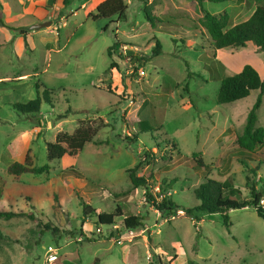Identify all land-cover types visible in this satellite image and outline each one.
<instances>
[{"label": "rangeland", "instance_id": "374dc122", "mask_svg": "<svg viewBox=\"0 0 264 264\" xmlns=\"http://www.w3.org/2000/svg\"><path fill=\"white\" fill-rule=\"evenodd\" d=\"M42 1L0 0V19L13 29L0 24V210L35 217H0L6 238L0 264H264V219L255 210L231 211L230 229L222 215L194 210V191L207 179L231 181L243 200L251 199L252 185L264 191V147L251 155L237 145L260 92L231 104L217 101L222 80L246 65L264 77V52L249 43L214 58L201 26L203 10L227 12L236 25L264 0L202 7L148 0L162 21L153 29L143 12L147 0H124L125 20H93L88 0ZM37 23L50 26L32 30ZM38 83L53 90L54 106L20 114L15 105L34 100ZM258 118L264 128V99ZM88 119L106 127L82 155L48 161L47 144ZM29 152L36 167L49 171L10 175L9 166ZM67 170L82 179L66 177ZM131 170L149 180V204L146 187L121 196L133 187ZM169 198L178 208L163 216L155 205ZM84 203L95 213L85 216ZM118 206L143 218V226L127 229L123 218L99 226L97 215Z\"/></svg>", "mask_w": 264, "mask_h": 264}, {"label": "trees", "instance_id": "16d2710c", "mask_svg": "<svg viewBox=\"0 0 264 264\" xmlns=\"http://www.w3.org/2000/svg\"><path fill=\"white\" fill-rule=\"evenodd\" d=\"M203 6L204 3H228L231 0H192ZM128 5L124 0H105L95 8V14H89L93 20L98 19H119L125 20L128 13ZM144 16L150 27L156 28L162 21L155 14V2L150 3L144 1ZM204 17L201 21L202 28L206 31L209 44L212 47L213 57L216 58L217 52L223 49H238L244 48L249 43L255 44L258 50L264 52V5L256 6L252 16L239 24L232 25L231 17L227 12L220 15H213L203 10ZM0 24L10 30L2 19ZM114 47L109 49L113 50ZM162 52V47L159 40H156V50L154 55H159ZM117 65L113 62L110 68H115ZM37 97L27 104H16L15 109L23 115L38 114L41 111L43 104L54 106L53 90L48 89L42 84H36ZM253 91H259L260 95L248 114L247 124L242 135L237 137L238 148L256 155L259 148L264 147V128L258 127V112L263 104L264 97V77L251 65H246L242 71L234 76L226 77L222 80L221 88L218 94L217 101L221 105L231 104L237 101L246 99ZM106 125L102 120H85L81 122L79 127L72 133H59L54 142L47 144V159L48 161H56L68 156L73 159H78L87 144L92 143L98 136L100 131ZM140 128L144 132H148L147 127L140 123ZM262 163L264 161V152L259 154ZM194 162L199 168L205 170L203 159L200 154L194 155ZM49 171V166L36 167L30 152L26 155L24 162H16L9 166L8 173L15 177H20L23 174L42 175ZM64 175L66 177L74 176L77 179H82V175L76 170H67ZM130 180L132 189L121 196L128 198L141 187H146L147 200L150 203L152 194L148 190L149 180L143 177H138L135 170L130 171ZM249 180V179H248ZM250 181V180H249ZM263 182V178L259 179ZM251 199L243 200L237 197V189L232 187L231 181L220 182L207 179L195 189L194 195L199 201V205L194 208L196 212L204 214H220L223 217L224 225L230 229L231 221L229 213L233 210L253 209L257 215L264 219V206L261 202L264 199V191L257 190L255 186H251ZM84 215L89 216L95 213L94 210L87 204H83ZM156 209L163 215H172L177 210L178 206L169 198L163 200L162 203L155 205ZM191 213V212H190ZM189 213V214H190ZM0 217L10 219L13 217H28L35 220L34 214L31 212H14L13 210H0ZM98 225L112 226L117 218L124 219V227L127 229H135L143 226V218L127 212L118 206L114 213L98 214ZM48 227V226H47ZM57 230L54 228H48ZM47 229V230H48ZM76 231V230H75ZM5 234L0 228V242L5 240ZM193 264V263H191Z\"/></svg>", "mask_w": 264, "mask_h": 264}, {"label": "crops", "instance_id": "0c3cea01", "mask_svg": "<svg viewBox=\"0 0 264 264\" xmlns=\"http://www.w3.org/2000/svg\"><path fill=\"white\" fill-rule=\"evenodd\" d=\"M46 1L47 0H43L42 2V5L44 4V3H46ZM95 2V3H93V2ZM105 0H88L87 2H89L90 4L89 5H87V6H89V7H93L94 9L100 4V3H102V2H104ZM86 2V3H87ZM85 3V4H86ZM260 4H263L264 5V2L262 1V2H260V3H257V5L256 6H258V5H260ZM37 24H39V23H37ZM37 24H34V25H37ZM3 30V29H2ZM32 34H28V37H30ZM263 99H264V97H263ZM263 105V104H262ZM262 107V106H261ZM261 109V108H260ZM258 120H259V118H258Z\"/></svg>", "mask_w": 264, "mask_h": 264}, {"label": "water", "instance_id": "95a60500", "mask_svg": "<svg viewBox=\"0 0 264 264\" xmlns=\"http://www.w3.org/2000/svg\"><path fill=\"white\" fill-rule=\"evenodd\" d=\"M50 26V23H44V24H37V25H34L32 26V30H36V29H43L45 27H48Z\"/></svg>", "mask_w": 264, "mask_h": 264}, {"label": "built area", "instance_id": "2783aa9c", "mask_svg": "<svg viewBox=\"0 0 264 264\" xmlns=\"http://www.w3.org/2000/svg\"><path fill=\"white\" fill-rule=\"evenodd\" d=\"M139 75H141V76H145V75H146V72H145L144 70H141V71L139 72Z\"/></svg>", "mask_w": 264, "mask_h": 264}]
</instances>
